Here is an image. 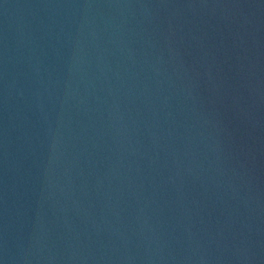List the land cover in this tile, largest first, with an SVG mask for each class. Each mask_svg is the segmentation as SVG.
I'll use <instances>...</instances> for the list:
<instances>
[{"label":"water","instance_id":"1","mask_svg":"<svg viewBox=\"0 0 264 264\" xmlns=\"http://www.w3.org/2000/svg\"><path fill=\"white\" fill-rule=\"evenodd\" d=\"M0 264H264V0H0Z\"/></svg>","mask_w":264,"mask_h":264}]
</instances>
